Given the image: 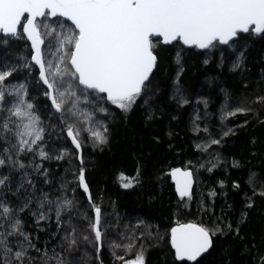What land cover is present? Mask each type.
<instances>
[{
  "label": "snow or ice",
  "instance_id": "1",
  "mask_svg": "<svg viewBox=\"0 0 264 264\" xmlns=\"http://www.w3.org/2000/svg\"><path fill=\"white\" fill-rule=\"evenodd\" d=\"M257 42L264 44V0H0V264H104L105 238L109 228H120L119 217L112 225L103 197L93 195L86 149H103L117 118L135 109L142 108L148 122L165 115L169 124L176 120L193 102L183 79L187 56L204 66L228 64L238 81L222 87L210 79L212 95L197 98L192 108L191 131L198 137L192 147L212 158L206 166L185 155L182 167L163 171L157 179L163 184L171 177L179 197L169 223L137 219L108 247L122 264H146L138 241L150 237L168 248L172 264H203L226 237L241 245L248 264H264V243L244 234L252 213H264V171H253L249 161L244 183L230 184L242 196L239 206L225 199L219 214L216 190L208 192L211 203L194 191L195 173L224 163L209 149L236 134L225 123L229 118L244 116L238 127L248 125L249 115L264 124V77L250 89L243 75ZM171 52L176 68L165 85L163 54ZM217 91L220 125L213 133L207 117ZM167 135L175 152L171 128ZM150 141L164 142L158 135ZM142 167L137 178L122 177L121 187L139 183ZM231 167L244 166L233 161ZM193 203L200 220L189 221Z\"/></svg>",
  "mask_w": 264,
  "mask_h": 264
},
{
  "label": "trees",
  "instance_id": "2",
  "mask_svg": "<svg viewBox=\"0 0 264 264\" xmlns=\"http://www.w3.org/2000/svg\"><path fill=\"white\" fill-rule=\"evenodd\" d=\"M164 68L160 76L162 83L167 85L169 75L175 72L174 52L164 53ZM247 71L243 74L248 77L249 88H256L264 77V44L257 42L247 53ZM214 61L208 66H204L201 60L194 56H187L185 59L184 82L188 89L192 104L179 109L178 118L168 123L169 117L165 115L156 122H148L143 115V109H135L128 114L127 119H119L113 123L109 143L103 149H93L89 146L86 149L88 163V180L92 186L94 196H102V207L106 219L112 224L117 223L119 217L120 228H109L108 236L105 238L103 249L104 264H122L116 260L111 249L108 247L109 239H114L120 243L118 232L123 231L125 225L134 224L137 219L151 221L155 224L167 225L169 217H172L177 208V197L170 177H165L163 184L157 179L163 171L170 170L171 167H182L180 158L185 155H195L201 158V162L207 166V161L212 157L208 153L196 152L192 145L198 140L191 131L190 116L192 108L196 107L195 100L201 96L212 95V89L208 81L215 79V83L222 87L232 86L238 83L236 76L228 69L226 64L223 69L215 67ZM220 93L212 96L208 108V123L211 131L216 133L220 125V103L217 97ZM170 105V108H174ZM201 109L203 105L199 106ZM259 107V106H257ZM122 115V114H121ZM264 119V115L260 117ZM245 117L236 116L229 118L225 123L235 128L236 134L226 139L223 147L213 146L210 153L218 154L224 163L215 168L212 172L200 169L195 173L196 194L202 195L207 203L210 190H216L215 211L220 213V207L225 199L230 203L239 206L242 196L233 192L230 188L232 182L244 183L248 177V163L251 161L253 171H264V154L260 149H264V124L257 122L249 115V123L246 127H238L243 124ZM203 126V124L201 125ZM171 128L174 135L171 143L176 148L173 152L168 148L169 137L167 132ZM152 135L163 138V143L154 144L150 141ZM201 136L204 134L201 133ZM257 140V145L253 148L251 141ZM203 143V141H201ZM257 151V158L253 159L252 151ZM233 161H240L242 168H232ZM216 161L213 160V163ZM143 165L139 173V183L129 189L121 187L122 177L129 179L137 178V169ZM53 167H56L53 162ZM74 167V165H73ZM61 175L64 167L59 168ZM259 177H257L258 179ZM223 181L225 188H220ZM73 187L75 185H72ZM228 192L225 197L223 192ZM79 196V192H78ZM100 202V201H98ZM187 220H200L196 212V204L191 205V214ZM207 221V215L204 216ZM163 231V229H162ZM244 234L251 240L255 237L257 244L264 243V213L259 210L254 211L244 229ZM142 243L146 249V264H172L168 255V248L164 245H157V240L150 237L145 238ZM227 250V251H225ZM120 254H123L121 251ZM132 254L126 255L125 259H132ZM232 264H248L249 256L243 253L241 245L230 238H219L215 244V249L204 259L203 264H226L228 260Z\"/></svg>",
  "mask_w": 264,
  "mask_h": 264
},
{
  "label": "water",
  "instance_id": "3",
  "mask_svg": "<svg viewBox=\"0 0 264 264\" xmlns=\"http://www.w3.org/2000/svg\"><path fill=\"white\" fill-rule=\"evenodd\" d=\"M170 179H171V177H170ZM171 182H172V184H173V188H174V191H175V183H174V181L171 179ZM194 187H195V184H194ZM175 193H176V191H175ZM176 195H177V197H178V194L176 193Z\"/></svg>",
  "mask_w": 264,
  "mask_h": 264
}]
</instances>
